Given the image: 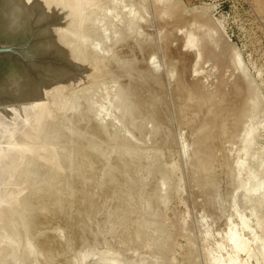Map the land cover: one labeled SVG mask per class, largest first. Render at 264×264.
<instances>
[{
    "label": "rangeland",
    "instance_id": "rangeland-1",
    "mask_svg": "<svg viewBox=\"0 0 264 264\" xmlns=\"http://www.w3.org/2000/svg\"><path fill=\"white\" fill-rule=\"evenodd\" d=\"M26 5L0 264H264V0Z\"/></svg>",
    "mask_w": 264,
    "mask_h": 264
},
{
    "label": "bare ground",
    "instance_id": "bare-ground-1",
    "mask_svg": "<svg viewBox=\"0 0 264 264\" xmlns=\"http://www.w3.org/2000/svg\"><path fill=\"white\" fill-rule=\"evenodd\" d=\"M29 8V7H28ZM27 5H26V0H0V39L2 38H6L4 41H0L6 44H13L12 41L15 40H20V41H24V37H20L21 35H17L20 33H23L24 31H26L28 29V24L26 25V16L28 15V11H27ZM30 18V16H28V19ZM27 19V20H28ZM30 21V20H29ZM25 25V26H24ZM193 41V40H191ZM189 42V41H188ZM194 42V41H193ZM192 43V42H191ZM190 43V44H191ZM186 45V43H185ZM191 46V45H190ZM195 46H198L195 43ZM19 48V47H18ZM197 48V47H196ZM20 49V48H19ZM29 51L27 50L26 47H24L23 49H21L19 52V54H21L22 56L24 54H26V52ZM31 51V50H30ZM16 52L12 53V52H7V53H3V56H6L10 61L11 60H15L14 63H12V66H8L6 67L5 71L2 73V75L0 76V84L1 83H6V81L8 82L7 79L11 78V77H15L17 78V76H19L21 73H26L28 72L27 70H25V67L20 64L19 62L17 63V59H15V54ZM29 54V52H28ZM23 57H26L25 55ZM30 57V56H27ZM212 59V58H211ZM221 60V59H220ZM25 62V61H24ZM154 63V62H153ZM156 63V62H155ZM25 64H27V62H25ZM196 64V63H195ZM194 66V65H193ZM27 75V74H26ZM48 75V74H47ZM15 78V79H16ZM27 78V77H26ZM25 78V79H26ZM24 79V78H23ZM21 80V79H20ZM30 80V79H29ZM10 81V79H9ZM16 82V80L14 81ZM25 82V81H23ZM13 83V81H12ZM8 84V83H7ZM16 84V83H15ZM17 85H15L18 91V88L22 91L23 89V85L21 84V82L19 81L18 83V78H17ZM12 85V84H11ZM25 85V84H24ZM8 86V85H6ZM33 86V85H32ZM27 87V86H24ZM38 87V86H37ZM34 89V88H33ZM25 90V89H24ZM244 90V89H243ZM16 91V89L13 88V86L9 89L4 88L0 85V96L5 94V93H9L14 95V92ZM247 91V90H246ZM26 92V91H25ZM30 93V91H27ZM34 92V91H33ZM32 94V93H31ZM29 96V95H28ZM20 97V96H19ZM24 97V96H23ZM27 97V96H26ZM30 97V96H29ZM11 101V100H10ZM24 101V100H23ZM1 103L5 104L4 100H1ZM7 103V102H6ZM18 104V103H17ZM22 104V103H21ZM10 105V103H9ZM8 106V105H7ZM15 106V105H14ZM10 108V107H8ZM12 108V107H11ZM3 110V109H2ZM11 110V109H10ZM3 114V113H2ZM2 117V116H0ZM5 119V118H3ZM235 125V124H234ZM15 147V146H13ZM237 242V240H236Z\"/></svg>",
    "mask_w": 264,
    "mask_h": 264
},
{
    "label": "water",
    "instance_id": "water-1",
    "mask_svg": "<svg viewBox=\"0 0 264 264\" xmlns=\"http://www.w3.org/2000/svg\"><path fill=\"white\" fill-rule=\"evenodd\" d=\"M18 47L19 46L15 45L14 43L13 44H6V43L0 42V58L6 57V56H3V53H7V52L14 53L15 49L20 50L19 48H21V47H19V48ZM21 49H23V48H21Z\"/></svg>",
    "mask_w": 264,
    "mask_h": 264
}]
</instances>
